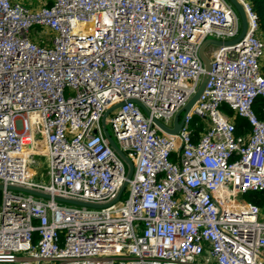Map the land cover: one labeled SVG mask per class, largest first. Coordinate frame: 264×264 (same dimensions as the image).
<instances>
[{
	"label": "built area",
	"instance_id": "built-area-1",
	"mask_svg": "<svg viewBox=\"0 0 264 264\" xmlns=\"http://www.w3.org/2000/svg\"><path fill=\"white\" fill-rule=\"evenodd\" d=\"M238 1L244 40L205 46L209 80L169 133L154 119L173 128L196 93L203 43L241 32L230 0H0V263L264 264L263 210L245 198L264 190V39ZM120 103L107 124L134 172L113 202L128 162L102 119Z\"/></svg>",
	"mask_w": 264,
	"mask_h": 264
},
{
	"label": "water",
	"instance_id": "water-1",
	"mask_svg": "<svg viewBox=\"0 0 264 264\" xmlns=\"http://www.w3.org/2000/svg\"><path fill=\"white\" fill-rule=\"evenodd\" d=\"M233 5L236 7L240 17H241V32L240 34L233 38V39H229V40H217V39H207L203 45L200 48V56L204 61L205 64V73L203 75L202 81L196 91V93L192 96V98L187 102V104L181 108L177 114L175 115L174 118V127L170 128L168 126H166L163 122H161L159 119L155 118L154 121L159 124L165 131L169 132V133H177L182 125V120L185 116V114L193 107V105L196 103V101L198 100V98L200 97V95L202 94L208 80L210 77V70H211V60L208 57V55L205 53V46L209 43V42H214L216 44H237L241 41L244 40L245 35L247 33V29H248V20H247V16L245 13V10L243 8V6L240 4V2L238 0H230ZM138 102V101H137ZM141 106L144 107V109L146 110L147 113H149V110L147 107H145L142 103L138 102ZM121 104H117L111 108H109L102 119V123H103V128H104V132L105 135L108 137L111 145L113 148H115L128 162V172H127V179L125 180L123 186L121 187L117 197L113 200V202L119 200L121 194L123 193V191L125 190V188L127 187V185L129 184V180L132 178L133 172H134V162L133 160L120 148V146L118 145V143L116 142V140L114 139V137L112 136V134L110 133L108 126H107V118L110 114L111 111H113L114 109H116L117 107H119ZM0 188H3L2 185H0ZM9 189H16V190H23L26 192H30V193H34L36 195H40V196H44V197H50L49 194L46 193H42L40 191L37 190H33V189H29V188H24V187H19V186H8ZM264 193V190L262 191ZM57 199L61 200V201H67L70 203H76V204H80V205H88V206H100L99 204H93V203H88V202H83V201H78V200H72V199H66V198H62V197H56ZM111 202V203H113Z\"/></svg>",
	"mask_w": 264,
	"mask_h": 264
},
{
	"label": "trees",
	"instance_id": "trees-1",
	"mask_svg": "<svg viewBox=\"0 0 264 264\" xmlns=\"http://www.w3.org/2000/svg\"><path fill=\"white\" fill-rule=\"evenodd\" d=\"M255 9V11L258 14L259 18V30L258 34L260 37L264 39V0H249ZM51 0L49 1V3ZM262 70L264 73V62L262 64ZM254 109L259 116V118L264 119V97L263 96H258L255 103H254ZM236 123H237V131L238 132H244L247 129H249V125L245 118L241 116H236ZM195 124L197 131L203 129L205 126L206 122L200 118L199 116L195 117ZM245 198L248 201L254 202L258 204L263 212H264V193L262 191H250L246 193Z\"/></svg>",
	"mask_w": 264,
	"mask_h": 264
},
{
	"label": "rangeland",
	"instance_id": "rangeland-1",
	"mask_svg": "<svg viewBox=\"0 0 264 264\" xmlns=\"http://www.w3.org/2000/svg\"><path fill=\"white\" fill-rule=\"evenodd\" d=\"M24 1H26L27 4H29L30 6H33V7L37 6V7H39V6H42L45 3L49 2L50 0H24ZM39 30H41V27H39ZM42 36L45 37V35H42ZM107 126H108V129H109L110 133L112 134L113 133V129H112L111 124L108 123ZM35 158H36L37 162L33 163V167H34L35 171L37 172V175L36 176L40 175V178L45 179V180H48V177L47 176L41 175L42 172L45 173L46 170H47V160H46V157H43L41 155H36ZM126 192H127V190H126ZM126 192L124 193L123 197L126 196ZM263 215H264V212H263ZM261 217H262V215H261ZM0 264H2V263H0Z\"/></svg>",
	"mask_w": 264,
	"mask_h": 264
},
{
	"label": "crops",
	"instance_id": "crops-1",
	"mask_svg": "<svg viewBox=\"0 0 264 264\" xmlns=\"http://www.w3.org/2000/svg\"><path fill=\"white\" fill-rule=\"evenodd\" d=\"M22 1H24V0H22ZM24 2H26V1H24ZM27 3V2H26ZM30 3V2H29ZM263 62H264V57L262 58V64H263Z\"/></svg>",
	"mask_w": 264,
	"mask_h": 264
}]
</instances>
